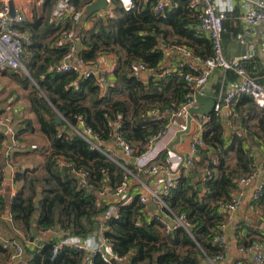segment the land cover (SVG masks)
<instances>
[{
	"label": "trees",
	"instance_id": "16d2710c",
	"mask_svg": "<svg viewBox=\"0 0 264 264\" xmlns=\"http://www.w3.org/2000/svg\"><path fill=\"white\" fill-rule=\"evenodd\" d=\"M56 1L45 0L43 14L35 11L32 20L21 26L31 34V42L22 56L26 72L20 69V73H14L22 85L32 87L31 108L41 131L51 141L50 149L42 167L16 172L15 182H22V186L9 202L0 194V211L9 204L13 228L37 242L35 247L25 249L31 253L27 264H85L90 258L87 250L66 245L53 259L54 248L69 236L85 238L101 231L111 241L118 259L127 264H203L204 260L224 252L215 241L228 221L222 205L235 198L241 180L257 169L253 155L246 148V137L238 133L229 135L221 117L210 114L209 121L203 124L204 146L198 157L191 168L182 171L171 193L163 196L167 207L157 205L149 215L148 205L141 202L140 196L130 202L123 199L113 203L106 199L105 194L116 189L128 175L127 170L120 164L121 160L119 163L105 150L93 148L74 129L81 128L82 120L100 140L111 141L118 134L133 145L134 155L146 151L150 137L169 124L167 113L180 107L186 94L193 91L178 75H162L165 49L183 44L203 58L212 54L211 38L201 28L193 0H171L172 6L164 12L155 11L159 0H135L130 9L114 0L115 17L96 19L89 28L85 23L94 14L86 13L76 24L82 44L77 63L82 68L85 64H96L101 54H114L115 81L107 86L96 74L80 77V72L75 70H52L67 53V47L57 45V41L64 30L73 26L68 17L59 21L51 19ZM92 1L70 3L81 9L88 8ZM241 16L237 1L224 19V38L244 31ZM139 63L155 72L147 81L133 75ZM227 74L231 79L237 78L233 70ZM230 107L231 117L245 127L251 123L249 116L255 109L259 126H264V108L251 96H240ZM58 115L63 117L60 123ZM18 131L17 136L25 130ZM1 136L5 137L3 132ZM157 163L166 164V152L159 155ZM127 168L136 172L131 163ZM76 170L88 172L87 185L79 179ZM255 202L262 206L263 227H237L239 244L244 249L253 247L264 237V193ZM112 204L118 207V212L106 218ZM183 213L191 223L190 229L175 226L167 231L166 216L171 219ZM33 220L37 222V238L33 237ZM50 229L54 233L41 239L42 233ZM1 253L7 258L12 255L2 244ZM92 261L108 264L99 253Z\"/></svg>",
	"mask_w": 264,
	"mask_h": 264
},
{
	"label": "crops",
	"instance_id": "0c3cea01",
	"mask_svg": "<svg viewBox=\"0 0 264 264\" xmlns=\"http://www.w3.org/2000/svg\"><path fill=\"white\" fill-rule=\"evenodd\" d=\"M16 8L23 11L26 15L27 21H31L34 12L39 15L43 14L42 0H13ZM237 1L241 6L242 11V29L244 30V5L242 0H216L222 8L228 3L230 7L234 9ZM12 2V1H11ZM95 2V1H94ZM93 2V3H94ZM233 2V3H232ZM92 3V4H93ZM91 5V4H90ZM95 14V13H94ZM115 17V14H114ZM26 21V22H27ZM93 25L91 20L85 23V27L89 28ZM226 31V30H225ZM243 32L238 35H229L223 37V48L225 56L231 59L235 56H242L244 54H252V57L246 59L244 65L249 74L260 84L264 86V21L258 23L254 27V33L247 39L242 37ZM181 59V55L168 48L165 49V57L163 65L165 69H174ZM73 61H77L74 59ZM196 67H201L198 61H192ZM117 63V57L111 53L101 54L96 64L83 65L82 69H92L93 65H96L97 71L101 74L103 71H107L109 83L114 84L115 77L113 70ZM93 70V69H92ZM26 72V71H25ZM14 73H20L18 69H0V194L7 198L9 202L22 186V182H15V174L18 170L33 169L42 167L45 154L50 149V139L41 131L38 118L31 108V102L29 93L32 87L22 85L14 76ZM152 74L143 72L140 76L143 81H147ZM237 83V78H229L227 71L217 68L211 75L206 84L199 89L198 92H203L206 97L203 107H211L213 105L212 98L215 97L218 102L221 94H226ZM197 106V103H196ZM215 108V107H214ZM214 108L210 113L213 112ZM228 108V111H224ZM253 115H250L251 123L243 126L238 119L232 118L230 105L224 107L221 113V119L224 122V118L227 117V123L224 122L226 132L231 135L232 133H238L241 136L246 137V148L253 155L256 164V175L249 184L240 186L235 192V198L240 200L238 209L234 212L233 217L229 219L227 227L223 233H225V256L217 264H236L237 260H242L244 264H263L257 261L256 256H264V237L262 241L255 244L250 248H243L239 244L237 236V227L247 225L252 228L263 227L260 224L262 219V206H257V200H254V194L259 185L264 186V126L260 127L259 117L256 116V110L253 109ZM158 115V112H156ZM170 113H167L169 119H171ZM209 114V113H207ZM247 115V111H244ZM198 115L192 116V123L189 132L179 136L181 130L178 125L169 129V132L157 140L153 147L147 152L140 155H127L122 148L118 145L116 138L111 141L100 140L99 146L106 151L110 156H113L123 167H126L128 163L134 165L136 172L131 176V188L128 194L123 198L126 202L132 201L136 196H150L151 191L161 189L162 185L168 176V173H182L183 167L187 163V157L191 152V141L194 136H202L203 127L198 123ZM27 123L30 126H27ZM170 123V122H169ZM23 128L25 131L18 135L16 129ZM1 132L5 137L1 136ZM13 140L10 143L9 138ZM162 152H166V161L168 170L164 169L156 175H143L140 173V168L148 161L157 163L159 155ZM194 155V158H197ZM191 168V167H189ZM10 169V170H9ZM11 174V178L8 179V175ZM170 175V174H169ZM205 191V189H203ZM105 197L110 202H119L121 200L115 199L111 194H105ZM153 202H150L151 204ZM155 204V203H154ZM158 206L156 205L154 210ZM154 210L148 214L152 215ZM173 221V220H172ZM0 244L7 247L9 252L12 253L10 258L0 254V264H27L31 253L26 252L23 256H17L12 258L16 253V247L21 246L23 249L28 247H35L33 241L27 239L21 230L13 228L12 216L10 212L9 204L6 205L3 212L0 211ZM90 254V253H89ZM90 259V258H89ZM85 262V264L89 261ZM208 260V259H207ZM24 261V262H23ZM117 264H127L121 260H118Z\"/></svg>",
	"mask_w": 264,
	"mask_h": 264
},
{
	"label": "built area",
	"instance_id": "2783aa9c",
	"mask_svg": "<svg viewBox=\"0 0 264 264\" xmlns=\"http://www.w3.org/2000/svg\"><path fill=\"white\" fill-rule=\"evenodd\" d=\"M11 1L13 0H0V69H22L23 71H26V68L22 62V56L25 52L26 46L31 42V34L21 27L25 25L27 21L26 15L23 11L16 8L14 15H11ZM70 1L71 0H57L51 13V19L53 21H59L64 19L63 17H68L73 22V26H71L69 30H64L59 41H57V45L67 47V53L62 59V62L52 68V70L57 72H66L71 70L78 72L83 71L77 61L73 60L75 59V52L79 42L76 24L83 20L85 14L87 13V8L75 9L73 6H71ZM94 1L96 0H93L90 4H92ZM118 1L125 9H130L134 5L135 0ZM242 1L244 5L243 19L245 24L242 37L247 39L254 33V27L258 23L264 21V0ZM106 2L107 7L97 11L93 16V19H91L92 22L96 19L107 20L114 17V0H106ZM171 6V0H159L155 6V11L164 12ZM192 6L197 7L201 28L207 32L211 38L212 54L203 58L195 54L192 49L183 44H173L168 46V49L178 52L181 55V59L174 69H165L162 75H178L180 79H183L191 86L193 91L186 94V98L181 103L180 107L173 109L170 112L171 119L167 127L150 137L147 143L146 151L144 153H147L153 147L154 143L166 135L169 132V129L175 125H178L181 131L187 130V119L190 114V108L196 106L197 103L195 98L196 93H198L199 89L206 84L217 68H220L224 71L233 70L237 75V83L226 94H221L219 96L218 102L216 103L212 112L216 117H221L222 109L230 105L234 100L242 95L251 96L259 107L264 108V86L251 77L244 65L245 60L251 58L252 54L248 53L228 59L224 53V19L226 18L227 13L233 10V7H230L228 3L224 8H222L221 5L216 2V0H193ZM192 61H198L201 64V67H196ZM146 71L151 70L147 69L143 63H139L135 67L133 75L141 76L142 73ZM83 73L85 76L96 74V72L92 69L84 70ZM106 76H108L107 71H103L99 76V81L105 86L109 84L108 77ZM212 113L199 115L200 118L198 117V123L201 125V127H203L205 122L209 121L210 114ZM79 124L81 128L78 129L74 127L75 131L88 140L92 144L93 148L103 150L98 144L100 141L99 136L94 133L91 128L86 127L82 120L79 121ZM115 138L118 145L127 155L134 154L135 148L131 143L118 134ZM202 146H204L202 136H194L191 141V152L187 157V163L183 167L184 170L186 169L185 172L187 171L188 167L193 165L194 155H197ZM110 157L117 161L113 156ZM124 168L127 170L128 175L125 176L123 181L116 187L115 190L106 193L113 195L115 199L119 200L123 199L128 194L131 188V176L134 174L132 170L127 168V165ZM164 169L168 170L167 161L166 164H158L148 161L139 170L143 175H156ZM256 173L257 171H252L250 175L244 177L241 180V184H249L255 177ZM76 174L84 185L88 184V172L76 170ZM134 175L137 177L136 174ZM180 177L181 173H168V176L161 189L151 191L150 196L142 195L140 197L141 202L145 205H149L150 202H153L160 207H167L163 200V196L169 195L171 193L172 189L175 188L179 183ZM263 193L264 186L259 185L255 191L254 200H258ZM239 205L240 200L237 198H234L231 202L222 205L228 214V221L233 217V214L238 209ZM117 212L118 207L115 204H112L106 218L115 215ZM166 219H170V217L166 216ZM166 219L165 223H167V231L172 230L175 226H183L187 230H189L191 227V223L187 219L185 213L170 219L173 220L174 225H171ZM228 221L222 226L224 231L227 227ZM53 233L54 231L51 229L46 230L42 233L41 239H45ZM215 241L224 249V252H220L213 258H208V261L212 262L213 264L219 263L225 256V233L217 236ZM33 244L36 246L37 242L33 241ZM66 245L79 250H87L90 253V259L86 264H93L92 257L97 253H99L104 261L108 264H116V262L119 260L118 255L113 251L111 241L104 236L102 231L98 234L90 235L85 238L69 236L68 238L62 239L55 246L52 258H56L61 248ZM243 249L244 248H241V250ZM24 253L25 250L23 247L17 246L16 253L12 256V258L23 256ZM256 259L257 261H260L264 264V256L257 255ZM236 264L244 263L239 259L236 261Z\"/></svg>",
	"mask_w": 264,
	"mask_h": 264
},
{
	"label": "water",
	"instance_id": "95a60500",
	"mask_svg": "<svg viewBox=\"0 0 264 264\" xmlns=\"http://www.w3.org/2000/svg\"><path fill=\"white\" fill-rule=\"evenodd\" d=\"M11 15H14L15 13V5H14V1H12L11 3ZM107 7V2L106 0H96L93 4L89 5V7L87 8V13L89 15H92L94 13H96L97 11L99 10H102V9H105ZM82 49V44L81 42L79 41L78 42V47H77V50L75 52V59H78L79 57V53H80V50ZM92 69L96 72V75L97 77L100 76V73L97 71V67L96 65H93ZM84 70L82 72H80V77H82L84 75ZM148 74H152V73H155L154 71H147ZM196 101H197V106H194L192 108H190V114L188 116V119H187V125H188V128L187 130L185 131H181L179 136L181 137L182 134H185L187 132H189L190 128H191V123H192V116L195 115V114H207V113H210L212 111V109L215 107L217 101L215 99V97H211L212 98V102H213V105L211 107H203L205 106V102H204V99L206 98L204 95H203V92H198L196 93ZM224 111H228V108H225ZM170 117H171V114H169ZM57 121L58 123L62 122L63 121V117L61 115H58L57 117ZM228 119L227 117L224 118V122L227 123ZM16 131H18V129H16ZM13 140L12 137L9 138V142L11 143ZM10 170V169H9ZM11 178V174L8 175V179ZM201 187V186H200ZM36 206H39V200L36 201ZM156 204L154 203H151L148 205V210L151 214V212L154 210ZM171 225H174V222L170 219H166ZM33 237L34 238H37L38 237V229H37V222L36 220H33ZM24 262V261H23ZM203 264H213L212 262L208 261L207 259L204 260Z\"/></svg>",
	"mask_w": 264,
	"mask_h": 264
}]
</instances>
